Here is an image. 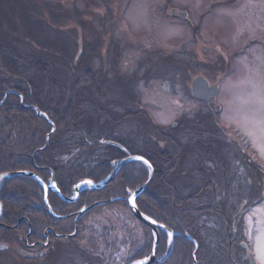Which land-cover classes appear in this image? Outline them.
Returning <instances> with one entry per match:
<instances>
[{
  "label": "rangeland",
  "instance_id": "1",
  "mask_svg": "<svg viewBox=\"0 0 264 264\" xmlns=\"http://www.w3.org/2000/svg\"><path fill=\"white\" fill-rule=\"evenodd\" d=\"M169 5L177 7L188 17L166 14ZM119 45L124 47L120 56L121 62L127 64L124 65L123 73L111 70V61L118 57L120 52ZM159 47L161 49L156 51ZM193 55L204 58L196 61ZM78 60L80 61L77 62ZM103 67L108 71L104 72ZM90 68L92 74L94 70L102 75V79L91 78L86 81L87 85L93 82L105 89L111 88L124 99L130 97L128 86L123 85L126 79L136 81L141 76L149 80L147 87L142 85L143 82L136 87L129 86L131 89H142L143 92L142 101H135V110L139 112L143 124L141 142L134 133V123L138 125L134 119L139 117L136 112L131 113V122L126 119L125 125H120L122 122L117 123L116 142L119 144L117 140H120L127 143L133 153L154 154L159 160L162 172L165 171L168 177L177 182L183 194H187L183 189L189 190V183L199 187L203 177L209 172H220L215 165L219 166L224 162L227 164V175L236 168L243 174L247 173L245 177L250 175L248 173L260 174L262 189L254 178L251 183L244 178L240 187H237L236 181H227L226 189L231 192L233 200L236 197L232 190L239 188L240 194L242 192V196L239 195L237 199L242 197L245 206L242 216L236 218L235 224L244 239L250 241L257 262L264 264V0H0V89L8 88L4 99L12 95L11 90L18 83L25 88L33 84L37 98L45 102L41 110L56 120L54 122L51 118L50 123L35 118L34 139L30 141L33 144L29 143L31 131L15 127L11 131L14 137L17 131L19 137H22L18 152L32 154V147H35L38 153L39 149L43 148L44 145H41L47 135L48 143L51 139V142L56 143L60 132L65 131L68 138L83 137V130L74 124L79 109L77 82L82 72ZM138 68H142L138 72L139 75L136 73ZM189 69L192 71L190 76ZM203 72L210 74L211 80L216 84L214 89L212 85L211 96L214 97L215 90L218 93L221 88L218 99L215 94L216 98L209 100L213 106L208 108L198 101L200 98H194L191 85L189 86L192 79L193 84H196L198 79L204 82L198 77ZM58 73L64 78V82L61 83L63 88L59 89L62 91L56 92L45 75ZM86 77L87 74L83 73L82 78ZM219 77L221 84L217 85ZM101 80L105 82L101 83ZM186 82L189 84L186 85ZM152 91L154 92L151 96ZM89 93L93 92L89 90ZM183 99L184 106L181 104ZM72 105L73 116L68 114ZM104 107L108 109L110 105L106 102ZM85 109L89 118L98 120L101 116H106L90 104H86ZM122 115L115 114V117ZM213 117L218 119L221 129L217 127ZM210 120L211 123H208ZM97 123H100L101 127L91 129L93 132L88 133V136H109L111 131L109 132L106 126L109 121L100 118ZM53 124L57 127L55 130H52ZM151 124L154 127L162 126L164 129L152 131L154 127ZM168 136L174 140L168 139ZM111 137L115 138L114 135ZM59 149V152L65 151L60 146ZM219 157L224 162L218 160ZM238 158L247 169L237 167ZM22 159L23 156H20L19 160ZM232 159L235 165L231 162ZM210 160L214 165L208 166L211 164ZM149 163L153 167L150 160ZM20 165L21 163L18 167H21ZM190 170L192 173H189ZM148 172L149 168L140 173V180L126 181L127 185L123 179H117L114 185L115 193H118L117 189L123 185L124 189L128 186L130 192L136 189L147 190V196L141 194L140 200L146 202L147 199L150 203L151 196L156 201L155 194L162 193V214L167 215L173 207L175 214L180 212L179 219L187 221V229L191 227L193 218L181 213L182 207H178L180 202L185 203L181 200L182 194H175L174 204L170 201V188L174 186V182L167 184L166 180L162 179L160 182L163 186H158L160 191L155 192L153 183L146 182ZM8 173L10 171L2 174ZM191 174L195 179L193 181H190ZM204 186L207 187L204 191L208 192L202 191L197 205L209 204L212 200L209 187L206 184ZM260 195L263 196L261 200ZM40 200V196L38 198V195H35L38 204ZM26 201L23 199L18 204L20 217L28 214L27 207L23 205L28 206ZM218 202L222 207V201ZM237 205L241 207L240 204ZM124 206V203L119 201L103 210H100V207L98 211L100 216L109 218L114 211L126 212ZM183 209L186 210V206ZM231 209L238 211V207ZM35 216L41 220L34 219L36 226L43 231L46 226V212L41 208L36 210ZM210 217V214L204 212V221L195 225L197 231H205L203 235L199 234L197 239L201 250V254L198 253L199 249L197 251V264H207L209 254L205 248L209 242L206 238L208 235L212 237L213 234L217 241L211 244L216 247V251L222 250L224 264H232L228 258L226 225L212 217L213 222H216L212 226L208 222H212ZM102 218L99 230L107 232L106 228L111 225H102ZM17 227L18 225L12 226L13 229ZM21 227L11 232L21 231ZM113 227L117 230L119 226ZM133 241L140 242L138 232ZM195 243L185 237L162 236L163 254L166 255L169 248L173 249L168 264H193ZM65 245L72 248L65 252L66 256H59L58 264H76L85 253L84 246L82 249L79 241L60 240L55 246L57 251L51 255L64 251ZM248 250L250 247L246 248V254ZM74 255L76 257L73 258ZM235 260L238 261L236 256ZM19 261L20 259L14 260L12 264H27Z\"/></svg>",
  "mask_w": 264,
  "mask_h": 264
},
{
  "label": "flooded vegetation",
  "instance_id": "2",
  "mask_svg": "<svg viewBox=\"0 0 264 264\" xmlns=\"http://www.w3.org/2000/svg\"><path fill=\"white\" fill-rule=\"evenodd\" d=\"M181 12L182 11H180L177 7L169 5L167 7L166 14H170L173 17H181ZM198 41L200 42L201 39L199 38ZM203 45L207 46L208 44L203 43ZM118 47L120 48V52L118 57H115V59L111 61V70H117L123 73L124 65H127L125 62H121L122 57H120L123 54L124 47L122 45H119ZM158 49L161 48H157L156 51ZM191 51L192 50H190V53ZM193 52H195V47L193 48ZM195 55H193V57H195ZM223 57L226 59V56L223 55ZM202 58H204V56H201V58L195 57V60L197 61V59ZM191 60L192 68L194 69V58ZM79 61L80 60L77 62ZM105 66H107V62L105 63ZM169 67L172 68V66ZM141 69L142 68H138V71L136 72L137 75H139L138 72ZM91 70L92 68L83 71L82 74L86 73L87 77L83 79L81 74L80 77H78L79 81L77 82V105L79 109H77L74 124L76 126L78 125L84 132L83 137H79L78 139L66 137V131L63 133L60 132V136L57 138L56 143L51 142V139L48 145L44 149L39 150L38 153H36L35 147H32V154L20 153L17 150L19 149V146L22 145V143H20L22 137H19L20 134L18 131L14 137L11 131L15 129V127L28 129L31 131L32 135L29 143L33 144L30 141L34 139L35 120L32 118L33 113L27 108L38 106L42 109L45 102L37 98L33 84H30L25 88L21 86V83H18L14 86V89L11 90V92L17 94L18 97L8 96L4 102L0 103V114H2V117H5L6 115L11 116L12 113L17 112L16 119L11 122L9 121L12 127H0V151H2L0 152V175H2L0 178V264H12L14 260L19 259V263L53 264L54 262V264H58L60 260L58 259L59 256H66L65 252H68V250L72 248H68L67 245H65L64 251H58L57 253L51 255L52 252L57 251L55 250L56 243L63 239L68 242L79 241V244H82V249L84 246V256H81V258L77 260L76 264H144L143 260L152 253H154L155 256L153 261L149 264H168L173 249L171 250L169 248L167 254H163L162 236L176 237L181 235H170L169 233L160 230L159 240L157 244L154 245L155 239L151 227L141 221L133 213L131 208L130 199L137 189L130 192L128 186L124 189L125 186L123 185L120 189H117L116 192L118 193H115L114 185L117 183V179H123L125 183L126 181L141 179L140 173L149 168L147 164L148 159L152 162L154 167V177L150 181L153 183L152 187L156 188L154 191H160L158 186H163V183L160 182L162 179L164 181L166 180L165 182L167 184H170L171 181H173L174 186H171L170 188V193L172 195L170 201L172 204L175 203V194L178 196L179 193H181L183 196L181 200L185 201V203L180 202L181 205H178V207H182L181 213L190 215V212L192 211L195 215L194 217L191 214L193 218H199L204 212H207L211 216L214 214L213 218L215 221L220 220L223 222L222 224L226 225V234L228 235L227 245L229 246V261L232 264H249L245 249L248 245H246L247 243L244 239V235L239 233L236 227L230 226H236V218L239 215L242 216L244 209L243 199L242 197L241 199H237L239 195L242 196V192L240 194L239 188L232 190V192L235 193V195L234 193L233 195L236 197L237 201L236 199L233 200L231 198V192L226 189V184L227 181H236L237 187H240L242 186L244 178H246V180L250 183L254 178L256 182H259L262 189L263 183L259 179L260 174L248 173L253 176L247 175L245 177L244 175L247 173L243 174L241 170L236 168L234 169V172L227 175V164H225L224 160L219 157L218 160L223 161L224 164L221 163L219 166L215 165V168L220 170V172H209L203 177L199 187L193 183H189V190L183 189V191L187 194H183L179 190L177 182H175L173 178L168 177L165 171L162 172L163 169L159 165V160L154 154L145 152L133 153L132 148L127 143H122L120 140H117L119 141V144L116 142L117 123L122 122L120 125H125L126 119H129L128 121L131 122L133 120L131 113H139L135 110V106L137 105L135 101L137 99L142 101V89H131L129 86L136 87L143 82L142 85L147 87L149 80L141 76H139L136 81L126 79L123 85L128 86L127 90L130 97L128 99H124L118 92L112 91L111 88L105 89L101 86L95 85L93 82H90V85H87L86 81H89L91 78L94 80L102 79V75H99L94 70L92 74ZM103 71L107 72L108 69L103 67ZM188 73L190 76L192 71L190 70ZM199 76H203L209 85L215 84V82L211 80L210 74L208 75V73L203 72L202 75ZM45 77L51 85L54 86L56 92L62 91L59 90L63 88L62 84L64 82V78L61 77V74H47ZM103 82H105V80H101V83ZM187 83L189 84V82H186V85H188ZM190 85L192 93L194 94V90L197 85L195 84L194 89L193 79L189 86ZM7 90L8 88L4 93V97L0 98V102L7 96ZM89 90L93 93L90 94ZM220 90L221 88H219L217 99L219 97ZM207 91L210 92L211 90L208 89ZM1 92L2 90L0 89V93ZM153 92L154 91L151 92V96L153 95ZM176 92L178 93L177 90ZM89 96L91 97L89 98ZM195 96L196 95L194 94V98ZM8 99L9 101L11 100L10 104L6 103V100ZM106 99L109 101H106ZM184 101V99L181 100V104H183V106ZM198 101L202 102L205 105V108L213 106L208 100L199 99ZM106 102L107 105H110V108L108 109L104 107ZM86 104L92 105L98 112L106 115L101 116L100 118H104L109 121L108 125H106L109 132L111 131L109 136H101L97 138L88 136V133L93 132L91 129L96 130L97 127H101V124L97 123L100 118L95 120L94 118H89L87 116L88 112L86 111L87 109H85ZM17 107H19V109H17ZM117 108L122 110H119V112ZM20 109L22 110V114L26 115L25 118H27V116L30 118L28 123H26L24 116H20ZM139 111L143 114L141 110ZM54 112H56V110H54ZM69 113L70 115L73 113L72 106L71 111L68 112V114ZM120 113L123 115L116 118L115 114ZM65 118H67V113ZM140 118L141 116L134 119L137 120L138 124L136 125L134 123V133L137 134L139 142L142 140L140 133H142L143 130V124H141L142 119ZM213 120L217 127L221 129L220 124L218 126V119L216 120L213 117ZM208 123H211V120ZM157 129L164 128L162 126H156L152 131ZM5 135L9 138L4 137ZM111 135H114L115 138H112ZM167 138L172 139L170 136ZM224 138H226V135ZM43 142L44 143L41 146L45 145L46 138ZM59 146L65 151L59 152ZM69 147L70 152H67ZM41 151H43V153H40ZM20 156H23L22 161L19 160ZM37 157L40 158L37 159ZM122 160L126 161L120 164V161ZM248 160L251 163L249 158ZM211 161L212 160H210L211 164H208V166L214 165ZM231 162L235 165V161L233 159ZM20 163L21 167H18ZM240 166H242V162L240 158H238L237 167ZM20 169L37 174L41 180L36 179L30 174L17 176L2 174L4 172H13ZM243 169L247 168L244 167ZM221 171L223 172L221 173ZM189 173H192V171L190 170ZM112 174L114 175L109 182L101 184L103 179L109 175L112 176ZM147 174L149 179L151 175L150 169ZM193 180L195 179L192 178L191 174L190 181ZM89 181L91 183H89ZM205 184L209 187V193L212 200L209 204L197 205L200 197L199 194L204 191V188L207 189V187L204 186ZM118 190H120V192ZM146 191L147 190L140 191L136 195L135 199L138 208L143 213L148 214L154 220L164 223L172 229L183 232L187 230V221L179 219L178 216L180 215V212L175 214L173 207L171 212H167V215L162 214L160 206L162 193L158 192L155 194L157 198L156 201L153 196H151V203L148 202L147 199L146 202L140 200L142 197L141 194L147 196L148 191ZM205 191L208 192V190ZM21 194L28 197L26 201L28 206L22 202L24 207H27L28 214L20 217L18 204L20 202ZM35 195H38V198L40 196L42 199L40 200V204L35 201ZM218 200L222 201V207L219 206L220 203ZM119 201L124 203L126 206H124L126 208V212L122 210L114 211L109 218L105 215L100 216V210H103L105 207L110 206V204H114ZM237 204H240L241 207ZM184 206H186V210L183 209ZM100 207L101 209L99 210ZM232 207L235 209L238 207V211H234L231 209ZM41 208L46 212V226L43 231H40V228L38 229L35 223V220L41 221L40 218L37 216L34 217L36 210H41ZM41 214L45 215L44 213ZM100 218L105 221L102 222V225H111V227L106 228L107 232L99 230L101 222ZM210 219L212 220V217H210ZM16 225H18V227L13 229L12 226ZM69 225L70 227L68 228ZM115 225L119 226L117 230L113 227ZM20 226H22L21 231H18L17 233L11 232L17 230ZM132 226L134 227V232L131 230ZM136 232H138L140 240L139 243H134L133 241ZM197 235L199 234L197 233ZM198 253L201 254L200 249ZM235 256L238 261L235 260ZM74 257L76 256L74 255L73 258ZM209 257H211L210 254ZM73 258L71 261L74 260ZM54 259L56 261H54ZM207 262H209V260H207Z\"/></svg>",
  "mask_w": 264,
  "mask_h": 264
},
{
  "label": "trees",
  "instance_id": "3",
  "mask_svg": "<svg viewBox=\"0 0 264 264\" xmlns=\"http://www.w3.org/2000/svg\"><path fill=\"white\" fill-rule=\"evenodd\" d=\"M8 59V58H7ZM2 90V92L0 93V98H3L4 97V93H5V89H1ZM18 97L17 96V94H14V93H12V95L10 96V97ZM1 100V99H0ZM6 103L7 104H10L11 103V100L9 101V99L8 100H6ZM72 107H74V105H72ZM11 108H13V107H11ZM22 108V107H21ZM39 108H41V107H39ZM17 109H19V107H17ZM28 110H30L32 113H33V119L35 120V118H36V120H42V121H45V122H47L46 121V119L44 118V117H42V116H40L37 112H36V110L34 109V108H32V107H28L27 108ZM0 112H1V109H0ZM12 112H13V110H12ZM8 113H11V112H8ZM2 114H0V123H1V125H0V127H5V126H7V127H12V125H11V121H14L15 119H16V117H17V112H14V113H12V115L11 116H9V115H6L5 117H2L1 116ZM20 116L21 117H23L24 116V119L26 120V123H28L29 122V117L27 116V118H25V116L26 115H24V114H22V110L20 109ZM73 116V115H72ZM52 118V117H51ZM53 118H55V117H53ZM52 118V119H53ZM10 121V122H9ZM53 121L54 122H56V120L55 119H53ZM0 131H1V128H0ZM95 146H97L96 144H94ZM75 146V145H74ZM107 147V146H106ZM0 152H2V151H0ZM43 151H41L40 153H42ZM67 152H70V147L67 149ZM20 161H22V160H20ZM203 193H200L199 195H202ZM23 199H25V201L27 200V197L26 196H23L22 194L20 195V201H22ZM203 205V204H202ZM195 217V215L193 214V212L191 211L190 212V216L193 218V216ZM212 217H214V214L212 215ZM202 221H204L203 220V213L200 215V217L198 218V217H196L195 219L193 218V220H192V223H191V227H189L187 230H185L186 232H188V233H190L194 238H196V239H198L199 238V236L197 235V233L198 234H200V235H203V232H205L204 230H199V231H197V229H196V227H195V225L197 224V223H202ZM212 222H210V221H208L209 222V224H212V226L213 225H215L216 224V222H213V220H211ZM131 228V227H130ZM180 229V228H179ZM131 230H132V232H134V228H131ZM209 231H211L210 230V228H209ZM181 233L183 232V231H180ZM214 235V234H213ZM213 235H212V237H210V235H208V237L206 238V240L209 242V244H208V246H206V250H207V252H208V254H210L211 255V257H208V260H209V262H206L207 264H224V261H223V259H222V254H221V250H219V251H216V247H213V245L211 244V243H216V241H217V238L215 237H213ZM178 237H182V238H184L183 236H176V238H178ZM212 249H213V251H212ZM177 264H179L178 262H177ZM182 264H184L183 262H182Z\"/></svg>",
  "mask_w": 264,
  "mask_h": 264
},
{
  "label": "water",
  "instance_id": "4",
  "mask_svg": "<svg viewBox=\"0 0 264 264\" xmlns=\"http://www.w3.org/2000/svg\"><path fill=\"white\" fill-rule=\"evenodd\" d=\"M201 85L202 83H201V81H198L197 82V85ZM206 86H208V84L206 83L205 84V87ZM214 88H216V86H214L213 87V89ZM195 93L197 94V95H199V97H202V98H205L206 96H205V94H204V90H202L199 86H196V89H195ZM215 94H216V90H215V92H214ZM214 94V95H215ZM36 110H37V112L40 114V115H44L42 112H41V110H39V108H37L36 107ZM48 137H49V135L47 136V142H46V145L48 144ZM124 162V160L123 161H121L120 162V164L121 163H123ZM30 174V175H32V176H34L36 179H38V180H41V178L37 175V174H35V173H32V172H28V171H16V172H10V173H8L7 175H12V176H17V175H22V174ZM3 175H5V174H3ZM113 175L114 174H112V176H109L103 183L105 184V183H107L108 181H110V179H112V177H113ZM1 176L2 175H0V178H1ZM152 177H153V174H152ZM152 177L150 178V180L152 179ZM149 180V181H150ZM141 191V189L140 190H136L135 191V193H134V195L131 197V199H130V201H131V208H132V211L135 213V215L139 218V219H141L143 222H145L146 224H148L149 226H151V228L153 229V231H154V233H155V235H156V244H157V242H158V240H159V229H163V230H168V231H172V232H174L173 230H171V229H169V228H167L166 226H164V225H160V224H157L156 222L155 223H153V220L152 219H150L148 216H146L139 208H138V206H137V204H136V195L139 193ZM188 238H191V236H189V235H186ZM154 253H152L147 259H146V261L144 262V264H149L151 261H153V258H154ZM252 258V257H251Z\"/></svg>",
  "mask_w": 264,
  "mask_h": 264
},
{
  "label": "snow or ice",
  "instance_id": "5",
  "mask_svg": "<svg viewBox=\"0 0 264 264\" xmlns=\"http://www.w3.org/2000/svg\"><path fill=\"white\" fill-rule=\"evenodd\" d=\"M89 183H91V182L89 181ZM153 223H155V221H153Z\"/></svg>",
  "mask_w": 264,
  "mask_h": 264
},
{
  "label": "bare ground",
  "instance_id": "6",
  "mask_svg": "<svg viewBox=\"0 0 264 264\" xmlns=\"http://www.w3.org/2000/svg\"><path fill=\"white\" fill-rule=\"evenodd\" d=\"M219 79H221V77H219Z\"/></svg>",
  "mask_w": 264,
  "mask_h": 264
}]
</instances>
